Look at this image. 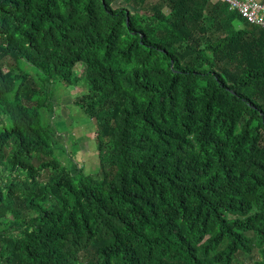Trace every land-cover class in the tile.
Masks as SVG:
<instances>
[{
    "label": "trees",
    "instance_id": "trees-1",
    "mask_svg": "<svg viewBox=\"0 0 264 264\" xmlns=\"http://www.w3.org/2000/svg\"><path fill=\"white\" fill-rule=\"evenodd\" d=\"M114 1L0 0V264H264V30ZM62 88L94 121L87 174Z\"/></svg>",
    "mask_w": 264,
    "mask_h": 264
},
{
    "label": "rangeland",
    "instance_id": "rangeland-1",
    "mask_svg": "<svg viewBox=\"0 0 264 264\" xmlns=\"http://www.w3.org/2000/svg\"><path fill=\"white\" fill-rule=\"evenodd\" d=\"M154 4V0H146V6ZM125 6L124 0H115L112 3L113 8ZM130 12L135 13L133 19L137 26L140 21V10L136 11L129 7ZM137 12V13H136ZM235 28H242L240 24H235ZM3 65V71L10 70L12 73H17L10 61H6ZM76 75L80 76L82 69L79 66L75 68ZM59 87L56 88V90ZM80 92L79 89H59L56 93L58 97L57 105H55L54 114L56 125L60 135L63 137L62 143L65 144L67 151H72L73 156L76 157L77 162L81 164L82 171L87 174L93 171L97 165V152L94 142L92 141V133L94 130V121H88L77 109L73 106L75 94ZM70 137V141H66ZM58 138V137H57ZM75 145V146H74ZM74 146L72 149L71 147ZM36 164V161L34 162ZM258 260L256 250L251 254H239L237 264H251L253 261Z\"/></svg>",
    "mask_w": 264,
    "mask_h": 264
},
{
    "label": "built area",
    "instance_id": "built-area-1",
    "mask_svg": "<svg viewBox=\"0 0 264 264\" xmlns=\"http://www.w3.org/2000/svg\"><path fill=\"white\" fill-rule=\"evenodd\" d=\"M248 25L264 30V0H219Z\"/></svg>",
    "mask_w": 264,
    "mask_h": 264
}]
</instances>
